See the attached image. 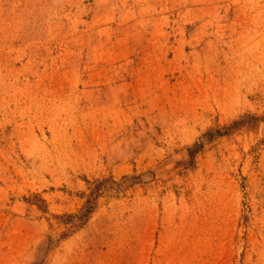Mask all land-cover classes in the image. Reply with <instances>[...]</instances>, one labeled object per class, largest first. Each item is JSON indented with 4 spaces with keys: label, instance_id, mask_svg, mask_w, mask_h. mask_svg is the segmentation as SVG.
I'll return each mask as SVG.
<instances>
[{
    "label": "rangeland",
    "instance_id": "1",
    "mask_svg": "<svg viewBox=\"0 0 264 264\" xmlns=\"http://www.w3.org/2000/svg\"><path fill=\"white\" fill-rule=\"evenodd\" d=\"M35 262L264 264V0H0V264Z\"/></svg>",
    "mask_w": 264,
    "mask_h": 264
},
{
    "label": "trees",
    "instance_id": "2",
    "mask_svg": "<svg viewBox=\"0 0 264 264\" xmlns=\"http://www.w3.org/2000/svg\"><path fill=\"white\" fill-rule=\"evenodd\" d=\"M248 119L251 121L249 122ZM258 118L253 115L249 114H243L240 115L237 119L232 120L229 124L226 126H222L220 128H210L208 129L204 135L200 139H198L196 142H194L192 145L188 146L186 148L187 152V158L189 162H191L194 158V156L202 149L203 147V138L205 139H212V137L216 136H222L227 134L228 132L242 127L244 125L254 124ZM134 176H123V180H128L133 178ZM106 180L98 181L90 188L89 194L86 195V199L82 205V207L78 210V212L73 214H66L62 216H55V218H58L62 220L65 225V232L62 234L63 237L68 236L69 234L73 233L74 231L78 230L79 228L83 227L91 217L92 213L97 208V199L99 196V191L101 187L103 186L104 182ZM115 183V182H114ZM134 183V182H133ZM41 202H43L42 199H40ZM38 207L41 208V206L38 204ZM49 240L44 242L45 245H48ZM38 262V261H36ZM34 263V264H40V263Z\"/></svg>",
    "mask_w": 264,
    "mask_h": 264
}]
</instances>
